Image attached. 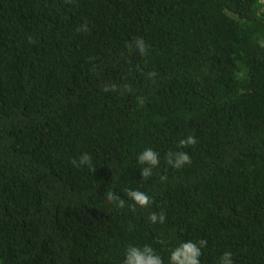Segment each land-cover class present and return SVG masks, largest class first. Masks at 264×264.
Instances as JSON below:
<instances>
[{
  "label": "trees",
  "instance_id": "obj_1",
  "mask_svg": "<svg viewBox=\"0 0 264 264\" xmlns=\"http://www.w3.org/2000/svg\"><path fill=\"white\" fill-rule=\"evenodd\" d=\"M263 2L0 0V264H123L130 245L169 264L200 240L199 264H264Z\"/></svg>",
  "mask_w": 264,
  "mask_h": 264
},
{
  "label": "clouds",
  "instance_id": "obj_2",
  "mask_svg": "<svg viewBox=\"0 0 264 264\" xmlns=\"http://www.w3.org/2000/svg\"><path fill=\"white\" fill-rule=\"evenodd\" d=\"M264 45V41L260 42ZM135 52L139 56H144L147 52V46L143 40H137L135 42ZM151 75V74H150ZM180 146L194 145L196 138L194 136H186L179 140ZM137 160L140 164L146 165L141 171L142 177H148L152 174V169L158 167L160 162L159 154L152 148H145L137 156ZM167 164L175 169H179L186 164L191 163V157L186 151H174L169 152L166 156ZM74 166H91V158L87 153H83L79 156L78 160L73 159ZM128 196L135 202L136 205L146 207L150 204L149 196L140 190L131 189L128 191ZM107 202L111 203L114 200L119 202L120 206H123L124 201L116 196L113 192L108 191L105 195ZM151 222L155 223L159 219L162 223L164 220L163 215L157 217L155 213L149 217ZM207 244L206 240H200L198 242L181 241L175 248L170 251L169 264H199V257L201 255V248ZM123 264H163L160 256L155 253L154 249L149 245L143 247L130 245L125 253ZM220 264H233L231 254L229 252L223 253L220 257Z\"/></svg>",
  "mask_w": 264,
  "mask_h": 264
},
{
  "label": "rangeland",
  "instance_id": "obj_3",
  "mask_svg": "<svg viewBox=\"0 0 264 264\" xmlns=\"http://www.w3.org/2000/svg\"><path fill=\"white\" fill-rule=\"evenodd\" d=\"M263 4H264V2H263Z\"/></svg>",
  "mask_w": 264,
  "mask_h": 264
}]
</instances>
